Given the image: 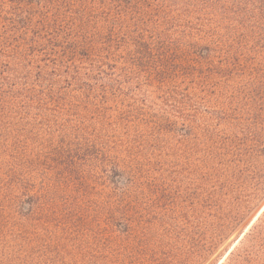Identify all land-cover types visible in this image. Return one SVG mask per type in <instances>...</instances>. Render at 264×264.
Segmentation results:
<instances>
[{
  "label": "rangeland",
  "instance_id": "rangeland-1",
  "mask_svg": "<svg viewBox=\"0 0 264 264\" xmlns=\"http://www.w3.org/2000/svg\"><path fill=\"white\" fill-rule=\"evenodd\" d=\"M148 4L101 79L54 81L43 114L0 109V264H264V0ZM72 126L110 160L58 155ZM108 162L131 167L126 193Z\"/></svg>",
  "mask_w": 264,
  "mask_h": 264
},
{
  "label": "trees",
  "instance_id": "trees-1",
  "mask_svg": "<svg viewBox=\"0 0 264 264\" xmlns=\"http://www.w3.org/2000/svg\"><path fill=\"white\" fill-rule=\"evenodd\" d=\"M138 3L149 7L151 0H138ZM138 3L135 0H0V78L7 87L0 90V109L27 117L43 114L48 108L46 98L58 99L56 93L52 94L54 81L77 83L89 78L101 79L106 74V60L119 47L124 19ZM95 133L81 126H72L68 134L62 130L55 150L60 156L62 153L69 156L71 163L84 158L110 160L107 153L102 156L104 147ZM85 152L89 154L82 156ZM108 163H111L110 172L100 166L101 171L107 174L115 193H126L133 182L131 167ZM69 167L71 171L74 169ZM22 195L18 209L26 215L33 214L37 194L27 189ZM241 248L242 252L246 251ZM229 255L225 264H232L234 252Z\"/></svg>",
  "mask_w": 264,
  "mask_h": 264
}]
</instances>
